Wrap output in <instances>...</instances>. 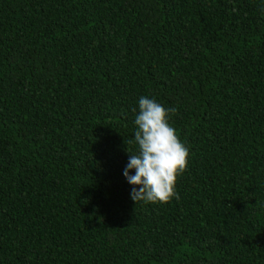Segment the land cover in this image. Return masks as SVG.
I'll use <instances>...</instances> for the list:
<instances>
[{
	"label": "trees",
	"instance_id": "16d2710c",
	"mask_svg": "<svg viewBox=\"0 0 264 264\" xmlns=\"http://www.w3.org/2000/svg\"><path fill=\"white\" fill-rule=\"evenodd\" d=\"M141 96L167 203L123 175ZM0 264H264V0H0Z\"/></svg>",
	"mask_w": 264,
	"mask_h": 264
},
{
	"label": "clouds",
	"instance_id": "9594fccd",
	"mask_svg": "<svg viewBox=\"0 0 264 264\" xmlns=\"http://www.w3.org/2000/svg\"><path fill=\"white\" fill-rule=\"evenodd\" d=\"M138 109L134 121L137 126L134 141L138 148L134 153L128 151L123 175L134 186L130 196L135 203H167L177 197V177L186 169L188 157L187 148L169 124L170 114L176 110L145 96L139 98Z\"/></svg>",
	"mask_w": 264,
	"mask_h": 264
}]
</instances>
